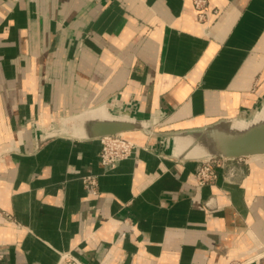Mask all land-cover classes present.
<instances>
[{"label": "crops", "instance_id": "0c3cea01", "mask_svg": "<svg viewBox=\"0 0 264 264\" xmlns=\"http://www.w3.org/2000/svg\"><path fill=\"white\" fill-rule=\"evenodd\" d=\"M209 5L206 29L191 0H0V264H264V153L200 186L191 152L264 130V0ZM111 129L138 146L113 169Z\"/></svg>", "mask_w": 264, "mask_h": 264}, {"label": "built area", "instance_id": "2783aa9c", "mask_svg": "<svg viewBox=\"0 0 264 264\" xmlns=\"http://www.w3.org/2000/svg\"><path fill=\"white\" fill-rule=\"evenodd\" d=\"M198 21L207 28L211 27L215 20L221 15V11L211 8L209 0H191ZM101 151L99 155L102 166L113 169L118 163L127 160L134 156L138 146L129 138H125L122 134L115 136H105L101 138ZM219 162L216 159L203 160L197 170L196 180L198 185L203 186L211 183L216 178V167H219ZM83 184L87 190L96 192L98 185L97 177L88 175L83 177ZM257 255L254 258L264 262V247L257 250ZM59 264H83L77 257L70 253L60 255Z\"/></svg>", "mask_w": 264, "mask_h": 264}, {"label": "water", "instance_id": "95a60500", "mask_svg": "<svg viewBox=\"0 0 264 264\" xmlns=\"http://www.w3.org/2000/svg\"><path fill=\"white\" fill-rule=\"evenodd\" d=\"M237 124L244 125L243 123H222L200 132L192 144V154L202 155L201 159H212L239 158L264 153V130L257 125L236 128ZM119 134L117 130L111 129L100 130L97 135L102 138Z\"/></svg>", "mask_w": 264, "mask_h": 264}, {"label": "rangeland", "instance_id": "374dc122", "mask_svg": "<svg viewBox=\"0 0 264 264\" xmlns=\"http://www.w3.org/2000/svg\"><path fill=\"white\" fill-rule=\"evenodd\" d=\"M124 136V135H123ZM125 138H128V137H126V136H124Z\"/></svg>", "mask_w": 264, "mask_h": 264}]
</instances>
